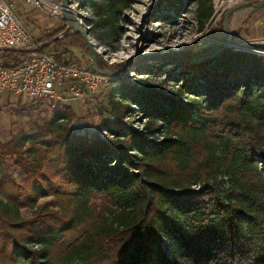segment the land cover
<instances>
[{"label":"trees","instance_id":"16d2710c","mask_svg":"<svg viewBox=\"0 0 264 264\" xmlns=\"http://www.w3.org/2000/svg\"><path fill=\"white\" fill-rule=\"evenodd\" d=\"M89 1L97 24L107 26L131 0ZM195 2L200 30L212 5ZM47 44L64 63L73 61L70 47L86 48L64 20L40 45ZM208 47L183 53L197 56ZM25 52H4L2 64ZM166 72L175 85L170 93L118 82L92 131L77 130L64 103L30 132L0 141V161L8 157L20 174L0 169V264H140L159 249L171 216L210 213V199L225 217L241 210L244 198L264 202V183L248 167L225 203L215 188L219 166L236 156L264 160V55L223 46L173 61ZM133 112L139 126L122 121ZM96 198L103 202L97 210ZM229 260L234 264L233 253Z\"/></svg>","mask_w":264,"mask_h":264},{"label":"rangeland","instance_id":"374dc122","mask_svg":"<svg viewBox=\"0 0 264 264\" xmlns=\"http://www.w3.org/2000/svg\"><path fill=\"white\" fill-rule=\"evenodd\" d=\"M70 1L83 28L88 29V37L97 51L98 65L113 72L100 91L88 92L85 98L77 99L70 105L75 114L72 122L79 131H92L97 127L100 117L107 113L109 95L118 82L150 85L164 93L173 92L175 85L167 77L166 71L172 67L173 61L186 59L169 58L164 54L186 55L184 51L215 43L221 32V23H218L216 16L225 4V0H209L212 13L199 30L194 16L195 0H131L118 12L116 22L107 26L97 24L98 16L89 0ZM261 6L242 11L245 19L236 27H233L235 22L232 20L230 33L229 28L227 31L229 42H242L252 49V45L264 46V6ZM37 10L54 22L48 26L51 30L44 35L33 34L41 43L54 33L60 21L47 12ZM20 17L23 21V17ZM41 48L54 55L52 44ZM69 49L71 62L89 66V54L85 47L72 46ZM260 50L264 51V48ZM61 56L67 58L68 55ZM49 114L50 110L38 102L21 96H0V141L30 132ZM141 120L134 112L122 118V121L133 126H139ZM100 134L110 136L103 130ZM245 167L258 172L257 179L264 183L262 158L253 156L249 160L236 156L228 167L219 166L216 176L217 195L224 203L233 196V186L242 184L240 172ZM0 169H6L17 179L20 178L17 168L8 157L0 161ZM95 202L98 204L95 206L97 210L103 202L98 198ZM209 203L210 213L198 209L192 214L171 216L168 232L161 236L159 249L153 248L150 258L140 264H166L167 261L170 264H201V260H195L197 256H201V259L212 257L204 264H211L212 261L231 264V253L234 254V264H264V227H260L257 220L259 218L264 222V202L253 203L244 198L242 209L230 210L229 217L216 209L212 199ZM20 210L23 216L30 212L28 208Z\"/></svg>","mask_w":264,"mask_h":264},{"label":"built area","instance_id":"2783aa9c","mask_svg":"<svg viewBox=\"0 0 264 264\" xmlns=\"http://www.w3.org/2000/svg\"><path fill=\"white\" fill-rule=\"evenodd\" d=\"M23 1L32 8L63 20L60 0ZM237 1L225 0L216 17ZM69 7L74 14L77 13L71 3ZM77 20L83 26L78 16ZM40 44L13 10L9 0H0V96H21L51 110L71 100H81L88 92L100 91L108 83L110 75L93 71L90 66L59 61ZM225 44L235 49L252 50L229 41ZM17 48L24 49L25 56L15 63L2 64L3 53Z\"/></svg>","mask_w":264,"mask_h":264},{"label":"water","instance_id":"95a60500","mask_svg":"<svg viewBox=\"0 0 264 264\" xmlns=\"http://www.w3.org/2000/svg\"><path fill=\"white\" fill-rule=\"evenodd\" d=\"M70 0H60V5H61V14H62V19L64 20L65 23V28L66 29H70L73 30L75 32H78L79 34H81L82 38H83V42L87 48L88 54H89V59H90V68L93 71L96 72H100L102 74H106V75H111L113 72L110 70H107L101 66L98 65L97 61H96V55H97V51L96 48L93 46L91 40L88 37V29L87 28H83V26L78 22L77 20V16L78 14H74L71 10V8L69 7L70 4ZM264 5V0H240L237 2H234L233 4H231L230 6H228L227 8L224 9V11L222 12V20H221V29H220V35L217 38V41L215 43H213L212 45H210L205 51L201 52L199 55L197 56H187V55H183V54H177V53H173V54H164L166 57L169 58H174V59H186V60H192L198 56H205L207 54H209L210 52L223 47L227 44H225L226 42H228L229 40L227 39V31H228V18L229 15L239 9V8H243V7H257V6H261ZM236 45H243L246 46V44H241L239 42H232ZM249 47L250 49H252L250 46H246ZM237 49H242V50H247V51H251V52H255L252 50H248V49H244V48H237ZM260 52H255L257 54H262L264 55V51L260 50V49H256Z\"/></svg>","mask_w":264,"mask_h":264},{"label":"crops","instance_id":"0c3cea01","mask_svg":"<svg viewBox=\"0 0 264 264\" xmlns=\"http://www.w3.org/2000/svg\"><path fill=\"white\" fill-rule=\"evenodd\" d=\"M9 2L11 3L13 10L16 13L20 14V16L23 17V22H24L25 26L27 27L28 31L32 35L33 34L44 35L46 32L51 30V29H49L48 26L53 25L54 22H51L49 19L45 18V16L43 15L42 12H40L37 9L32 10L31 9L32 7H30L28 4H26L23 0H9ZM257 7H260V6H257ZM252 8H255V7H243V8H239V9L233 11V14L231 13V15L229 16V22H228L229 33L231 30L232 20H234V22H235L233 27H236L237 24H239L241 22V20L245 19V15L242 16V14H241V13H243L242 11H245V9H252ZM234 13H237V14H235L236 16H234ZM59 21H60L59 25H61L62 20L59 19ZM55 27L56 26H54L52 29H54ZM239 36H241V35H239ZM1 96L5 97V95H1ZM76 101L77 100H71L68 102V104L71 105L73 102H76Z\"/></svg>","mask_w":264,"mask_h":264},{"label":"bare ground","instance_id":"6f19581e","mask_svg":"<svg viewBox=\"0 0 264 264\" xmlns=\"http://www.w3.org/2000/svg\"><path fill=\"white\" fill-rule=\"evenodd\" d=\"M253 51H255V52H260V51H257L256 49H254Z\"/></svg>","mask_w":264,"mask_h":264}]
</instances>
